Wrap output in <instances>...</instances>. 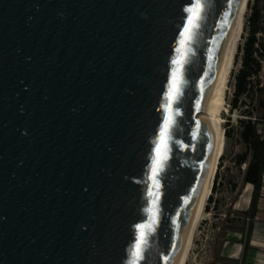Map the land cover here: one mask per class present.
<instances>
[{"label":"water","instance_id":"1","mask_svg":"<svg viewBox=\"0 0 264 264\" xmlns=\"http://www.w3.org/2000/svg\"><path fill=\"white\" fill-rule=\"evenodd\" d=\"M243 4L0 0V264L179 263Z\"/></svg>","mask_w":264,"mask_h":264},{"label":"rangeland","instance_id":"2","mask_svg":"<svg viewBox=\"0 0 264 264\" xmlns=\"http://www.w3.org/2000/svg\"><path fill=\"white\" fill-rule=\"evenodd\" d=\"M250 5H256L261 12L262 31L258 33L261 41H264V0H250ZM248 4L245 27L239 45L242 46L248 36L250 27L248 17L252 10ZM239 51V50H238ZM237 51V52H238ZM242 51L236 60L230 79V87L227 93L229 112L223 113L226 134V150L221 157L219 169L215 181L216 189H213L212 201L209 200L210 214L204 218L194 238L192 250L186 264H215L219 260V252L224 239L225 230L228 227L240 224L235 216L234 204L245 188L244 172L250 157L251 150L245 143L242 132L245 121L255 119V106L257 100L256 85H264V60L259 74L252 79L249 91L241 95L237 107H233L236 90V74L242 66ZM237 55V54H236ZM264 126H260L262 129ZM242 154H248L246 163L239 164L237 159ZM241 220V219H239Z\"/></svg>","mask_w":264,"mask_h":264},{"label":"trees","instance_id":"3","mask_svg":"<svg viewBox=\"0 0 264 264\" xmlns=\"http://www.w3.org/2000/svg\"><path fill=\"white\" fill-rule=\"evenodd\" d=\"M250 5V3H249ZM252 10L248 17L250 31L245 38L242 46L239 45L236 60L239 57V52L242 51V66L236 74V90L234 99L232 101L233 107H237L241 95L247 93L251 87L252 79L256 77L264 60V41H261L258 33L262 31L261 27V12L257 6L250 5ZM256 106L255 119H248L245 121L242 132L245 143L249 146L251 153L248 160V154H242L237 159L239 164L247 163L244 174V183H250L254 187V195L252 200V208H255V200L259 195L262 187V177L264 174V130L260 131V126H264V85H256ZM228 135V132L226 131ZM216 179V178H215ZM217 182H214L213 189H216ZM210 196L209 200L212 201ZM209 209V206L207 207ZM253 215V211L251 213Z\"/></svg>","mask_w":264,"mask_h":264},{"label":"bare ground","instance_id":"4","mask_svg":"<svg viewBox=\"0 0 264 264\" xmlns=\"http://www.w3.org/2000/svg\"><path fill=\"white\" fill-rule=\"evenodd\" d=\"M249 1L250 0H244V4L238 17V25L235 37L203 111L206 115L216 120V144L200 196L191 211L187 228V236L178 264H186L188 262L187 260L189 259L199 225L204 220V218L210 214L209 209L207 208L209 205V198L213 193V186L219 169L220 160L225 153L227 144L226 131L224 127L225 118L223 113L229 112L227 93L230 87V79L235 65V58L239 48V43L244 32L245 18Z\"/></svg>","mask_w":264,"mask_h":264},{"label":"crops","instance_id":"5","mask_svg":"<svg viewBox=\"0 0 264 264\" xmlns=\"http://www.w3.org/2000/svg\"><path fill=\"white\" fill-rule=\"evenodd\" d=\"M263 130L264 127L260 129ZM253 195V185L245 184L234 204L236 221L240 224L226 228L215 264H264V174L255 208H252Z\"/></svg>","mask_w":264,"mask_h":264},{"label":"snow or ice","instance_id":"6","mask_svg":"<svg viewBox=\"0 0 264 264\" xmlns=\"http://www.w3.org/2000/svg\"><path fill=\"white\" fill-rule=\"evenodd\" d=\"M201 8V5L199 4V3H197V5H196V11H198L199 9ZM189 11H193L192 9H189ZM191 23H192V21H189V24L191 25ZM190 29H186L185 31L187 32V31H189ZM141 242H143V241H141ZM137 256L139 255V245L137 246Z\"/></svg>","mask_w":264,"mask_h":264}]
</instances>
